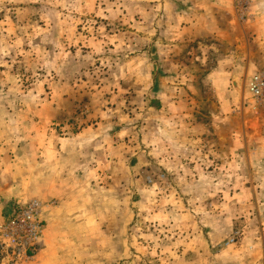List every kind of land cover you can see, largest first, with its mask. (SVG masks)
<instances>
[{
  "label": "rangeland",
  "instance_id": "1",
  "mask_svg": "<svg viewBox=\"0 0 264 264\" xmlns=\"http://www.w3.org/2000/svg\"><path fill=\"white\" fill-rule=\"evenodd\" d=\"M193 15L229 21L232 44L184 34ZM235 48L245 58L225 63L236 71L227 91L188 89ZM257 73L264 0H0V182L32 181L37 131L82 151L66 201L34 189L12 200L11 210L41 203L42 243L0 264H264V100L248 90ZM167 77L188 102L172 114L203 125L192 153L166 140L176 127L164 126ZM49 206L60 217L45 241Z\"/></svg>",
  "mask_w": 264,
  "mask_h": 264
},
{
  "label": "crops",
  "instance_id": "2",
  "mask_svg": "<svg viewBox=\"0 0 264 264\" xmlns=\"http://www.w3.org/2000/svg\"><path fill=\"white\" fill-rule=\"evenodd\" d=\"M198 14V13H197ZM227 15V13H225ZM188 25L182 30L184 34L190 35L191 38H194L195 40H209V38L217 37L218 39L220 36L222 38L223 45H230L232 44L231 39V32L230 30L233 29L231 23L228 21L223 22L222 25H215L214 20L212 19H203L202 17H199V15H196L189 19V21H185ZM222 27V31H220V28ZM259 42L262 40L259 39ZM241 42V41H240ZM237 43L238 47H241V44ZM236 47V46H235ZM237 48V47H236ZM234 49L233 55L228 56V60H224L222 67L218 68L216 71H214V68H212L210 71L206 72V75L203 74L200 78H193L191 77V85L188 87L192 92L196 93V90H198V87H202L205 90H228L229 89V82L230 77L233 74H236V71L225 69L226 64L231 62V58L235 57L238 60L244 59L245 55L243 52ZM214 71V72H213ZM212 72V73H211ZM216 79H219V81H216ZM195 81L197 84H195ZM165 83L167 89L175 90L173 93H169L170 90L164 91L162 104H163V115H164V122H165V128L167 131L168 125H175V130L173 131V137H166V140H172L171 146H173V142L175 141L174 145H186L188 146L186 149H177L174 148L172 153L177 154V152H190L192 153V147H195L194 141L196 140L197 136H199V132L203 130V125L199 124L198 121H192L190 119L187 121L186 116L184 114L175 113L172 114V109H175L176 111L181 109H185L187 106V99H185L186 90L183 88H179V86H176L175 88H172L171 85L177 84L175 81H172L170 78H165ZM170 84V86H168ZM177 90H180V93L177 92ZM180 94V95H179ZM175 98V99H174ZM226 98H227V105L225 106V100L223 104V108L226 109L227 107L231 109V102L230 100V92H226ZM175 100V101H174ZM192 121V122H191ZM189 123V124H188ZM178 125L181 126V130H177ZM37 131V130H36ZM47 134L49 133L47 131L42 132L40 134L38 131L34 133V135L30 134V159L32 167L36 170V172L32 175L34 178L31 182H24L23 180L20 184L18 183L16 186H14L13 182L6 181L5 183L0 182V224L2 222H6L9 220L11 215L13 214L14 208L11 210V202L12 200H21L23 199L24 193L26 191L31 192V189L35 190L34 195L36 198H41L45 202H51L56 200L57 202L61 203L63 201H66L67 197V187L68 183H70V180H68V174L67 171L69 170V165L71 164V156L73 155H82L81 146H78L75 148V151L71 150H65L61 149L59 150L58 146L55 148V144L61 143L64 141H57L55 140V136L51 135V138L54 141H51V139H48ZM47 137V140L45 138ZM41 139V140H40ZM188 141H184V140ZM178 140V142H177ZM170 145L169 142H166L165 145ZM208 147V146H207ZM22 148V147H21ZM82 148H84L82 146ZM177 149V150H176ZM8 151V148L5 146H1L0 144V165L3 164V162L6 161V157L4 155ZM167 152V151H166ZM19 156H22L23 158L19 157L20 159L24 160V157L28 151L25 148H22L20 151L17 152ZM4 154V155H3ZM4 157V158H3ZM35 158V159H34ZM42 168L44 171H46L44 174H41L38 170ZM64 169V170H63ZM62 172H61V171ZM33 196V195H32ZM54 209V207H50L45 209L42 213V218L48 223L47 228V234L44 236V239L48 240L49 236V229L52 228V225L56 223V219H59V216H53L51 209ZM6 219L3 217V212H7ZM5 219V220H4Z\"/></svg>",
  "mask_w": 264,
  "mask_h": 264
},
{
  "label": "built area",
  "instance_id": "3",
  "mask_svg": "<svg viewBox=\"0 0 264 264\" xmlns=\"http://www.w3.org/2000/svg\"><path fill=\"white\" fill-rule=\"evenodd\" d=\"M248 90L255 101L262 103L264 75L255 74L248 83ZM41 212L42 205L38 201L14 207L13 214L0 229V255L12 257L15 262L20 257L31 258L38 254L45 227Z\"/></svg>",
  "mask_w": 264,
  "mask_h": 264
}]
</instances>
